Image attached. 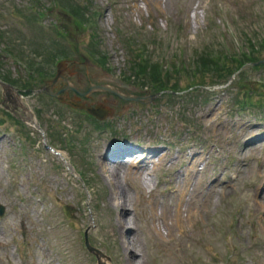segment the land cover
Listing matches in <instances>:
<instances>
[{
    "label": "rangeland",
    "instance_id": "obj_1",
    "mask_svg": "<svg viewBox=\"0 0 264 264\" xmlns=\"http://www.w3.org/2000/svg\"><path fill=\"white\" fill-rule=\"evenodd\" d=\"M259 39L264 42V0H0V76L32 80L37 77L25 75L23 60L66 53L70 74L54 89L104 82L127 94L158 85L179 90L151 102L104 91L74 99L76 93L66 90L68 99L108 108L104 121L111 129L95 127L83 111L61 108L42 91L17 95L39 131L6 115L9 109L26 117L0 86V264H97L84 246L85 230L105 264H129L110 184L98 163L106 145L122 148L127 142L155 154L136 185L123 180L134 202L138 264H264V64L226 67L207 58L216 47H235L242 58L250 51L264 57ZM194 54L193 65L202 67L192 68ZM139 58L148 73L136 80L131 76ZM165 60L178 70L165 71V62L155 74L152 66ZM102 61L109 72L88 74L90 65ZM115 76L131 84L121 85ZM43 137L83 182L43 147ZM190 172L193 182L202 183L195 188L203 190L206 207L188 224L189 236L171 239L162 226L159 234L144 229L150 219L142 212L145 200L173 204L175 181Z\"/></svg>",
    "mask_w": 264,
    "mask_h": 264
},
{
    "label": "bare ground",
    "instance_id": "obj_2",
    "mask_svg": "<svg viewBox=\"0 0 264 264\" xmlns=\"http://www.w3.org/2000/svg\"><path fill=\"white\" fill-rule=\"evenodd\" d=\"M12 95L20 101L14 93ZM26 115L30 116L29 110H26ZM115 149L110 145L105 146L98 163L110 184V200L115 210V223L125 256L128 258L129 264H138L133 259L134 257H140V244L135 232L137 227H134L136 217L132 209L134 202L131 194L125 189L123 180L132 179V182L135 184V180L141 177L148 169L146 162H152L154 159L152 157H155V154H152L151 158H149V153L144 148L140 150L139 154H136L137 152L134 151L130 152V154L120 152L113 160H110L109 154L115 151ZM135 157H138V159ZM144 159L147 160L144 161ZM157 159H162V157H157ZM192 176L190 172L189 177L181 178V181H175L176 178L171 180V182L175 181L177 183L178 188L173 204L168 201L162 204L157 203L152 198L145 200L147 207L142 212L145 214V217H149L150 219L145 221L146 227L144 225V229L149 226L150 229L159 234L160 226H162L166 230V236H169L171 239H184L189 236L188 224L198 214L203 213L206 207L200 201L202 197H206L203 196V190L201 189L202 191L197 192L195 188L196 185H202V183L200 180L193 182ZM137 194L141 196V190H137ZM203 202L207 203V200H203ZM155 220L158 221V225L155 224ZM130 235L132 236V243L128 245Z\"/></svg>",
    "mask_w": 264,
    "mask_h": 264
},
{
    "label": "trees",
    "instance_id": "obj_3",
    "mask_svg": "<svg viewBox=\"0 0 264 264\" xmlns=\"http://www.w3.org/2000/svg\"><path fill=\"white\" fill-rule=\"evenodd\" d=\"M220 51H222V50L220 49ZM210 52L211 51L208 50V54ZM245 57L248 58V59H246ZM207 58H209L210 61H215V62H217V59H218V57L216 55H213V56H208L207 55ZM233 59L236 61L235 64H239V66H240L244 61H246V60H254L255 58L250 57L248 55L247 56L244 55V58H242V59H237V58H233ZM197 66L202 67V63H198L197 64L196 61H195L194 67L197 68ZM224 66H226V65H224ZM135 68H136V70H135V76H137V78H139V79L144 78L147 75V73H148L147 64H142V61H140L137 64H135ZM152 68H153V70L155 69V74L160 75L159 72L157 71V68L156 67L152 66ZM155 86H156V83H155ZM154 88H155L154 90H162V89H165V88H168V89H176L175 86H167V85H158V86H156Z\"/></svg>",
    "mask_w": 264,
    "mask_h": 264
},
{
    "label": "water",
    "instance_id": "obj_4",
    "mask_svg": "<svg viewBox=\"0 0 264 264\" xmlns=\"http://www.w3.org/2000/svg\"><path fill=\"white\" fill-rule=\"evenodd\" d=\"M2 83V82H1ZM3 85H5L4 83H2ZM96 88H105L107 90H110V91H113L115 93H117L116 91L112 90L111 88H107L105 86H96ZM49 93H51L49 91ZM117 95L121 96V97H124V98H134V99H141V98H145V99H150L151 96H137V97H130V96H122L120 94L117 93ZM74 104V103H73ZM74 105H77V104H74ZM87 110L95 113L96 115L100 116V117H103L106 113V111L104 109H100V108H90V107H86ZM1 212V211H0ZM92 249V248H91ZM98 252V251H97ZM99 253V252H98ZM101 263V262H100Z\"/></svg>",
    "mask_w": 264,
    "mask_h": 264
}]
</instances>
